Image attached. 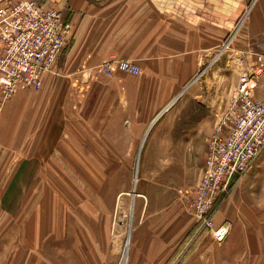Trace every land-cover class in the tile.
Returning <instances> with one entry per match:
<instances>
[{
	"label": "crops",
	"instance_id": "crops-1",
	"mask_svg": "<svg viewBox=\"0 0 264 264\" xmlns=\"http://www.w3.org/2000/svg\"><path fill=\"white\" fill-rule=\"evenodd\" d=\"M40 1L60 8L76 31L58 73H45L41 89L18 91L0 111V212L27 211L40 191L52 197L41 200L52 206L59 196H75L71 182L77 179L61 178L60 185L52 165H83L79 179L85 180L93 148L101 160L108 148L134 149L143 141L142 164L173 163L182 153L183 162H198L201 173L208 139L228 111L238 77L221 76L212 65L197 75L236 31V49L264 53V0ZM111 56L136 62L141 72H95ZM256 96L264 99V74ZM189 149L199 153L198 161ZM164 204L160 211L169 201ZM177 216L175 229L186 231L181 264H264V150L215 215L217 223H233L225 240L214 241L206 230L194 233L193 217ZM164 221L151 220V229Z\"/></svg>",
	"mask_w": 264,
	"mask_h": 264
},
{
	"label": "rangeland",
	"instance_id": "rangeland-1",
	"mask_svg": "<svg viewBox=\"0 0 264 264\" xmlns=\"http://www.w3.org/2000/svg\"><path fill=\"white\" fill-rule=\"evenodd\" d=\"M255 60L254 51L236 49L232 42L211 67L220 70L221 76L233 72L239 82L241 73ZM144 146L142 141L134 149L108 148L107 157L101 160H96L99 151L93 148V162L86 165L92 174L86 172L85 180L79 179L83 165H52L60 185L63 178L77 179L71 182L75 196H59V205L52 206L41 201L52 197L41 196L40 191L27 211L0 212V236L6 241L0 242V254L7 257L2 264H181L186 231L176 230L174 221L177 215L188 213L194 220V233L202 232L180 192L194 184L190 181L199 176L200 165L184 163L182 153H176L173 163L142 164ZM189 150L192 162L198 161L199 153ZM58 170L66 171L58 174ZM64 188L67 185L60 189L62 193H66ZM165 201L169 206L160 211ZM36 205L38 212L33 211ZM42 207L48 210L42 211ZM151 220H165L164 227L151 229ZM194 239L189 244L192 250ZM151 255L157 257L151 259Z\"/></svg>",
	"mask_w": 264,
	"mask_h": 264
},
{
	"label": "built area",
	"instance_id": "built-area-1",
	"mask_svg": "<svg viewBox=\"0 0 264 264\" xmlns=\"http://www.w3.org/2000/svg\"><path fill=\"white\" fill-rule=\"evenodd\" d=\"M251 5L242 15L240 26ZM75 31V24L58 7L46 6L40 0H0V111L18 91L41 89L45 73H58V62L71 47ZM234 37L235 32L227 37L197 77L220 58ZM255 55V62L241 73L231 93L220 127L208 139L199 179L180 190L199 230H206L217 242L225 240L233 223H217L216 213L264 150V99L256 96L264 74V53ZM116 71L138 75L141 68L130 59L115 56L95 68V72L107 75Z\"/></svg>",
	"mask_w": 264,
	"mask_h": 264
},
{
	"label": "bare ground",
	"instance_id": "bare-ground-1",
	"mask_svg": "<svg viewBox=\"0 0 264 264\" xmlns=\"http://www.w3.org/2000/svg\"><path fill=\"white\" fill-rule=\"evenodd\" d=\"M129 240H130V238H128V244H129Z\"/></svg>",
	"mask_w": 264,
	"mask_h": 264
}]
</instances>
